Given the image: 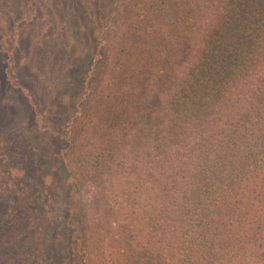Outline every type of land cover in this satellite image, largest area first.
<instances>
[{"label": "trees", "instance_id": "obj_1", "mask_svg": "<svg viewBox=\"0 0 264 264\" xmlns=\"http://www.w3.org/2000/svg\"><path fill=\"white\" fill-rule=\"evenodd\" d=\"M80 5L44 32L53 62L72 56ZM101 69L58 121L67 130L42 128L99 179L115 251L88 235L61 250L36 156L29 172L18 163L30 191L0 194V264H264V0H124ZM10 109L0 102V137L24 159L33 146L7 129Z\"/></svg>", "mask_w": 264, "mask_h": 264}, {"label": "rangeland", "instance_id": "obj_2", "mask_svg": "<svg viewBox=\"0 0 264 264\" xmlns=\"http://www.w3.org/2000/svg\"><path fill=\"white\" fill-rule=\"evenodd\" d=\"M79 3L84 16L80 21L82 30L68 37L72 56L63 62L65 54L61 52V60L53 62L49 49L41 42L44 32L54 18L59 29L65 26L62 21L68 20L61 16L70 14L69 19L76 20L71 18L70 8L77 9ZM123 3L124 0H0V102L11 108L7 129L15 128L33 146L29 149L31 154L22 159L6 142L5 135L0 137V194L9 202L26 195L30 190L24 194L21 191L29 183L28 173L20 171L18 163H24L29 172L31 162L38 157L43 163L40 169L46 174L41 205L62 251L69 239L81 240L86 235L101 241L110 256L117 246L115 225L107 213L99 179L84 172L68 149L44 136L42 126L53 120L59 127L58 121L81 111L87 94L99 85L103 57L113 39ZM62 46L61 43L56 48ZM56 78L61 81L50 89L51 80ZM32 95L38 98V108L34 102H30L32 109L29 107ZM49 105H58L59 116L44 111ZM66 125L67 121L59 129ZM11 133L9 130L6 137H11Z\"/></svg>", "mask_w": 264, "mask_h": 264}]
</instances>
